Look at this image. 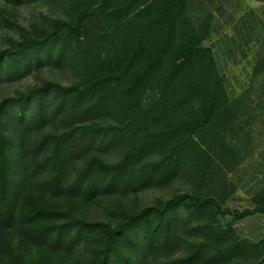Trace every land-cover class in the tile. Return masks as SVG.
Here are the masks:
<instances>
[{"label": "trees", "instance_id": "obj_1", "mask_svg": "<svg viewBox=\"0 0 264 264\" xmlns=\"http://www.w3.org/2000/svg\"><path fill=\"white\" fill-rule=\"evenodd\" d=\"M186 3L103 2L101 20L107 32L89 44L93 52L85 56L93 75L72 87L46 82L37 92L14 101L16 115L12 103H0V229L18 226L27 239L53 248L72 249L95 240L100 247L91 264L197 261L202 246L190 244L185 258L155 259L179 241L182 216H202L216 204L211 198L175 197L144 207L112 228L101 222L66 221V215L42 204L34 194L51 192L91 203L119 189L136 192L157 177L172 176L185 154L200 171L208 169L209 153L223 145L232 113L211 52L201 44L208 35V17L194 26ZM83 13L74 22L59 23L57 31L28 37L1 54L0 83L58 59L68 47L79 44L83 18L88 15ZM111 113L116 126L101 121ZM13 120L28 132L41 131L55 121L65 125L58 134L40 136L17 156L11 142L14 131L9 133ZM118 144L124 150L117 162L101 158ZM154 154L155 162L146 161ZM65 180L70 181L67 186ZM24 193L26 207L17 214V198ZM62 218L64 222L58 224ZM10 250L8 239L0 235V264H11Z\"/></svg>", "mask_w": 264, "mask_h": 264}, {"label": "rangeland", "instance_id": "obj_2", "mask_svg": "<svg viewBox=\"0 0 264 264\" xmlns=\"http://www.w3.org/2000/svg\"><path fill=\"white\" fill-rule=\"evenodd\" d=\"M105 1L109 0H0V55L28 37L55 32L59 23L74 22L80 13L88 14L79 32L80 43L68 47L58 59L13 77L9 83H0V103H12L16 115L14 101L37 92L46 82L72 87L93 75L86 67L85 56L93 52L89 44L107 32V24L101 20ZM185 10L194 26L208 17V35L201 44L211 52L232 113L223 145L209 153L208 169L200 171L185 154L172 176L157 177L136 192L119 189L99 195L91 203L51 192L34 194L42 204L66 215V221L101 222L112 228L144 207L161 205L175 197L211 198L216 204L202 216H182V227L177 230L179 241L161 252L155 262L187 257L191 252L187 244L202 246L200 257L191 264L264 262V213L259 211L264 205V0H187ZM109 115L101 121L116 126V116ZM13 121L9 133L14 131L11 142L17 156L40 136L58 134L65 125L55 121L41 131L28 132ZM123 150V144H118L101 153V158L115 163ZM146 161L155 162L156 155ZM69 182L65 180V185ZM40 183L38 179L34 187L37 189ZM26 199V193L23 198L18 196L17 214L25 210ZM63 222L62 218L57 223ZM0 235L11 244V264H91L100 247L95 240L72 249L43 246L23 236L18 226L1 228ZM223 250L227 252L219 253Z\"/></svg>", "mask_w": 264, "mask_h": 264}]
</instances>
